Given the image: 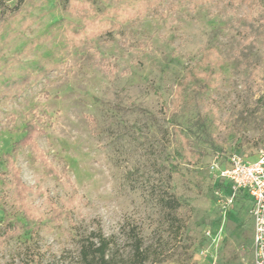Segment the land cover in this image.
<instances>
[{
	"label": "rangeland",
	"instance_id": "obj_1",
	"mask_svg": "<svg viewBox=\"0 0 264 264\" xmlns=\"http://www.w3.org/2000/svg\"><path fill=\"white\" fill-rule=\"evenodd\" d=\"M34 1V22L0 49V69L19 76L54 48L58 66L0 96V156L26 121L44 130L12 168L0 160V235L23 220L14 173L38 219L2 240L0 264H86L82 249L99 233L109 264H139L138 243L142 264H253L249 198L227 203L230 182L210 165L264 149V0H161L133 17L125 10L137 0ZM93 19L111 32L89 37ZM38 35L47 40L30 44ZM188 68L212 70L205 92Z\"/></svg>",
	"mask_w": 264,
	"mask_h": 264
},
{
	"label": "trees",
	"instance_id": "obj_2",
	"mask_svg": "<svg viewBox=\"0 0 264 264\" xmlns=\"http://www.w3.org/2000/svg\"><path fill=\"white\" fill-rule=\"evenodd\" d=\"M161 0H137L135 7H128L125 13L128 17H133L136 14H142L149 10V8H154L159 4ZM188 1L193 4H201L209 0H183ZM243 0H232L231 4L236 5L241 3ZM78 1L76 2V4ZM36 2L34 0H0V38L2 39V44L0 49L8 43L12 38L16 37L22 30L26 29L34 22V18L30 15L31 10L35 7ZM83 5V4H82ZM84 6V5H83ZM14 19H18V27L11 32H7L8 24ZM61 21H54L48 25L47 30L53 28V26L60 24ZM96 19L88 20L85 24V28L88 32L89 37H96L99 35L109 34L111 32V26L100 25ZM45 34V33H44ZM47 40V35L35 36L30 44L36 45L43 43ZM59 52L58 48H54L51 55L47 57L40 58L33 68L23 71L19 76H7L6 70L0 69V72L6 75V78L0 81V96L17 97L33 82L43 78L49 74L52 70L57 68L58 62L54 61L53 56ZM204 54H208L205 50ZM12 58H5V62L10 61ZM2 58L0 56V64H2ZM212 70L210 68L204 72H195L193 69H187V77L192 81V87L198 93L205 92L208 89L209 81L212 77ZM44 132L43 128L37 125V122L32 119L25 122L23 128V135L16 141L13 142L11 147V153H2L0 160H4L6 164H9L12 168L13 159L12 154L16 153L20 148L29 146L34 152L37 150V145L34 138L37 134H42ZM182 144L185 145V150L188 153L195 154L193 150L188 148V141L186 138L182 139ZM53 172V171H52ZM12 182L15 187L14 199L17 202V206L20 209L23 220H16L13 223V229L6 231L3 235H0V243L6 238L12 236H18L23 234L26 230L31 229L37 222L35 217V212L32 208L27 206L25 200V192L28 189L26 185L20 181L17 174H13ZM53 216L58 213V210L54 208L51 209ZM52 216V215H51ZM50 216V217H51ZM55 217V216H54ZM109 240L102 236L101 233L98 234V242L91 243L90 247H84L82 249V257L85 259L86 264H109V259L106 257V251L109 246ZM140 243L135 246V254L139 256V264H142V253L139 251ZM90 248V249H89Z\"/></svg>",
	"mask_w": 264,
	"mask_h": 264
},
{
	"label": "built area",
	"instance_id": "obj_3",
	"mask_svg": "<svg viewBox=\"0 0 264 264\" xmlns=\"http://www.w3.org/2000/svg\"><path fill=\"white\" fill-rule=\"evenodd\" d=\"M210 169L218 178L230 182L227 203L230 204L239 192H244L249 198L253 264H264V149L259 151L254 161L232 153L225 165L214 161Z\"/></svg>",
	"mask_w": 264,
	"mask_h": 264
}]
</instances>
